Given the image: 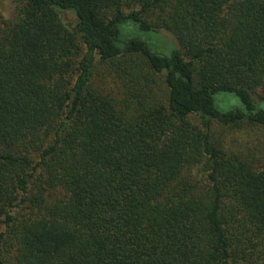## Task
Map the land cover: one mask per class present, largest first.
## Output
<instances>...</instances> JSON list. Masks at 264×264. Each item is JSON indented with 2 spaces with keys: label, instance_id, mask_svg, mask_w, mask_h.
<instances>
[{
  "label": "trees",
  "instance_id": "1",
  "mask_svg": "<svg viewBox=\"0 0 264 264\" xmlns=\"http://www.w3.org/2000/svg\"><path fill=\"white\" fill-rule=\"evenodd\" d=\"M15 3L0 264H264V0Z\"/></svg>",
  "mask_w": 264,
  "mask_h": 264
},
{
  "label": "rangeland",
  "instance_id": "2",
  "mask_svg": "<svg viewBox=\"0 0 264 264\" xmlns=\"http://www.w3.org/2000/svg\"><path fill=\"white\" fill-rule=\"evenodd\" d=\"M16 0H0V19L7 20L16 17ZM123 38H141L148 40L152 48L163 56H171L178 48V44L173 36L166 32L153 33L144 32L137 27H128L123 31ZM215 105L219 112L228 113L233 110L243 109L242 103L236 94L221 93L215 96ZM258 108L264 111V101L258 102Z\"/></svg>",
  "mask_w": 264,
  "mask_h": 264
}]
</instances>
